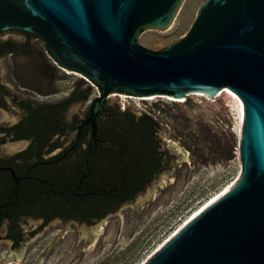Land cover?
Instances as JSON below:
<instances>
[{
	"label": "water",
	"instance_id": "1",
	"mask_svg": "<svg viewBox=\"0 0 264 264\" xmlns=\"http://www.w3.org/2000/svg\"><path fill=\"white\" fill-rule=\"evenodd\" d=\"M184 3L0 0V252L146 227L190 162L222 149L195 115L109 99L199 91L239 130L238 178L143 264H264V0H204L180 38L140 46ZM44 49L89 81H58Z\"/></svg>",
	"mask_w": 264,
	"mask_h": 264
},
{
	"label": "rangeland",
	"instance_id": "2",
	"mask_svg": "<svg viewBox=\"0 0 264 264\" xmlns=\"http://www.w3.org/2000/svg\"><path fill=\"white\" fill-rule=\"evenodd\" d=\"M203 1L186 0V3L180 4L174 11L170 27L150 28L138 37L140 46L157 51L180 38ZM48 60L55 66L51 58ZM56 70L58 81L68 85H74L79 80L89 81L78 72L59 67ZM99 93L95 86L88 100H92ZM166 97L168 96L140 100L133 95L114 93L109 101L120 108L133 111L173 108L195 115L222 152L191 161L182 186L167 194L146 227L107 242L77 249L0 252V264H142L195 212L236 181L240 167L237 151L239 130L224 115L214 112L199 91L175 98L180 101H171ZM165 239L167 240L164 241Z\"/></svg>",
	"mask_w": 264,
	"mask_h": 264
},
{
	"label": "bare ground",
	"instance_id": "3",
	"mask_svg": "<svg viewBox=\"0 0 264 264\" xmlns=\"http://www.w3.org/2000/svg\"><path fill=\"white\" fill-rule=\"evenodd\" d=\"M154 97H156V96L139 97L138 99H140V100H149V99H152V98H154ZM166 99L171 100V101H180V100L175 99V98H172V97H166ZM236 180H237V179H236ZM234 183H235V182H233L232 184L228 185V186H227L222 192L218 193V195H216L214 198L212 197L213 199H211V200L208 201L204 206H202V207H201L197 212H195V213H194V214H193V215H192V216H191L186 222H188L191 218H193L195 215H197V214H198V213H199L204 207H206L208 204H210V203L213 202L215 199H217L218 197H220V196H221L224 192H226V191H227V190H228V189H229ZM221 190H222V189H221ZM202 205H203V204H202ZM186 222H185V223H186ZM185 223H184V224H185ZM184 224H183V225H184ZM183 225H182V226H183ZM182 226H181V227H182ZM181 227H180V228H181ZM180 228H179V229H180ZM179 229H178V230H179ZM178 230H177V231H178ZM177 231H176V232H177ZM176 232H175V234H176ZM166 240H167V239H165L164 241H166ZM164 241H163V242H164ZM162 244H163V243H162ZM160 247H161V246H160ZM160 247H159V248H160ZM153 253H154V252H153ZM151 255H152V254H151ZM149 257H150V256H149ZM149 257H148V258H149ZM148 258H147V259H148ZM147 259H146V260H147ZM146 260H145V261H146ZM145 261H144V262H145ZM144 262H143V263H144ZM143 263H142V264H143Z\"/></svg>",
	"mask_w": 264,
	"mask_h": 264
},
{
	"label": "trees",
	"instance_id": "4",
	"mask_svg": "<svg viewBox=\"0 0 264 264\" xmlns=\"http://www.w3.org/2000/svg\"><path fill=\"white\" fill-rule=\"evenodd\" d=\"M44 59H46L49 63H50V61L48 60V59H50L49 58V56H48V53H47V50L46 49H44ZM51 64V63H50ZM53 67H54V69L56 70V67L53 65V64H51ZM57 71V70H56ZM79 82H82L81 80H79V81H77L74 85H77ZM98 87V86H97ZM123 109H125V108H123ZM128 109V108H127ZM129 110V109H128Z\"/></svg>",
	"mask_w": 264,
	"mask_h": 264
},
{
	"label": "flooded vegetation",
	"instance_id": "5",
	"mask_svg": "<svg viewBox=\"0 0 264 264\" xmlns=\"http://www.w3.org/2000/svg\"><path fill=\"white\" fill-rule=\"evenodd\" d=\"M90 101H91V100H87L86 104H90Z\"/></svg>",
	"mask_w": 264,
	"mask_h": 264
}]
</instances>
